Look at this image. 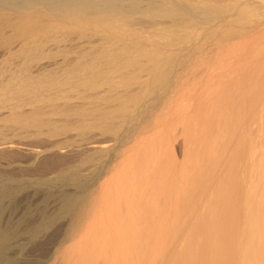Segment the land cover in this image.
<instances>
[{"label": "bare ground", "instance_id": "obj_1", "mask_svg": "<svg viewBox=\"0 0 264 264\" xmlns=\"http://www.w3.org/2000/svg\"><path fill=\"white\" fill-rule=\"evenodd\" d=\"M246 7L221 0H0V264H123L121 216L108 203L112 164L137 136L171 117L166 109L184 93L188 68L205 63L200 55L209 41L250 26ZM91 129L101 135H87ZM251 161L243 198L238 190L219 193L235 211L218 197L241 224L193 225L190 218L189 249L178 245L167 264H264V155ZM146 172L140 213L152 207L163 220L146 231L157 236L173 222L183 226L190 191L184 163L174 172L168 165ZM177 226L169 231L184 230ZM232 229L241 234L232 237Z\"/></svg>", "mask_w": 264, "mask_h": 264}, {"label": "rangeland", "instance_id": "obj_2", "mask_svg": "<svg viewBox=\"0 0 264 264\" xmlns=\"http://www.w3.org/2000/svg\"><path fill=\"white\" fill-rule=\"evenodd\" d=\"M221 1L226 4L242 3L245 7L250 4L248 5L249 8L246 7L249 13L252 12L249 17L251 19L250 26H247L248 29H246L247 27L242 28L239 26L241 27L240 31L234 33L229 40L209 41L210 43H208L209 45L206 53L200 55H204L202 58H204L205 63L201 62V64L199 63L198 65L194 64L188 68L185 74L187 83L183 90L184 93H182L181 98L177 102L169 106L170 109H166V111L169 112L173 111L171 117L159 124L158 127L153 129L150 133H143L126 145L124 148L125 152L119 159L113 162L112 169L107 175V179L105 178L107 181L113 183L112 187H109L107 191L109 194L108 203H112V206L118 210L121 216L122 236L123 241L125 240V243H123L125 247H122L124 249V251H122V257L125 259L122 258V261H124L123 264H152V260L154 259L155 262L153 261V264H156V256H160L157 257L158 263L164 264V261L162 260V263L160 259L165 257L164 260H166V254L169 255L171 252L172 255H169V257L174 256V249H178L181 252L180 248L184 246L182 250H188L189 242L186 243L184 238L189 239L191 232L187 231V227L190 228L192 224L194 225L195 221L198 222L201 220V222H203L209 219L206 222H210V226L217 222H219L218 224L220 226V224H222L221 221H225L222 225L226 227V225H224V223L226 224L225 219H233L232 215H230V211H235V209L233 210V208H235V203H233L231 207V204L226 207L225 202L222 201V198L219 196L221 195L222 197V193L224 192L223 194L226 197H230V195L233 197L234 192L236 193L238 190L237 192L240 197H242L246 191L243 187H245L244 182L247 180L250 172L246 171L247 169H251L249 166H252L251 160L264 155V149L262 148V151L261 148H259V144H263L262 141L264 142V0ZM251 2L254 4H251ZM230 19H232V17ZM205 30L206 28L194 29L198 34L204 33ZM206 41H208V39ZM188 85L189 87L191 86V89ZM193 93L195 94L194 96ZM242 106L244 107L242 108ZM178 108L179 110L181 109L180 112ZM180 117L186 120V133L183 127L184 122L182 123ZM88 134L96 136L101 135L100 130L97 129L89 130L87 132V135ZM71 143L77 144L78 142L72 141ZM198 143L200 144L198 145ZM251 145L253 146L251 147ZM211 146L213 148L215 147L214 149L217 152L214 151ZM254 146H258L257 150L260 149L262 152L261 155L257 153V150L255 151ZM208 148L213 149L215 152L213 154L208 153L210 154L209 157L207 156V152L211 150H208ZM251 148L255 152L253 153V158L251 155V152H253ZM250 155L251 158L248 163V156ZM255 155L257 156L255 157ZM161 159L164 163L160 164L159 161ZM181 163H184V175H186L187 178L186 192L190 189V191L186 193L189 195H187L185 201L188 208V213L186 214L188 215L186 216L188 219L184 222V224L186 223V227L183 223V226L181 223L179 225L182 228L184 227L183 229L185 231L180 230L181 228L179 230L185 235L184 237L182 236V239L181 236H178L180 235L178 233L179 230H175V233L171 231L173 233L172 236L169 230L172 228L173 230L176 229L179 223L175 224L176 222H173L171 228L169 226L171 224H169L166 230L167 233L170 232L169 237L172 240L169 237V239H167V233H162V236L160 234L154 236L155 234H153V239L151 232L146 231V229H150L153 225L157 224H161L162 227L163 220L161 216L154 215L152 207L145 210V213H140L143 210L141 205L145 200H140L137 196L141 193L147 195L145 192L147 188L150 187L149 184L143 185V178L147 173L146 171L150 173L152 171L154 173L157 172L160 167L163 168V166L166 167L167 165L169 170L174 172L178 170ZM152 166L155 168L152 169ZM244 174L246 179L243 178ZM135 179L136 189L132 185ZM138 182H140L141 185H139ZM200 184H203L202 186L204 187H201ZM236 185L239 186L237 189ZM232 186H234V188ZM202 192L207 194L204 196ZM193 194L195 195L193 196ZM218 197L221 199L223 202L221 204L224 206L219 203L220 199ZM219 206H223L224 208L230 207V209L233 208L231 210H224V208L222 209V207ZM239 209L237 212H239ZM236 214L235 216H237ZM238 217L237 219L234 218L235 220L233 219L230 225L229 223L231 220H229L227 226H232L233 224V227H237L240 225L241 220L239 219L240 217ZM190 218H193V223L191 225L190 222H188V220H192H190ZM197 222L195 224H197ZM173 224L175 227H173ZM214 231L211 230L209 233L211 234V232H213L211 236L215 234L216 237L218 234ZM223 231H220L221 234ZM231 231L232 234L234 233L231 235L230 232L232 237H238L239 234H241V232L236 229H232ZM187 232L189 233V237H186ZM218 232L219 231H217V233ZM224 232L225 234H229L227 231ZM142 235L146 237H142ZM171 236H177L179 240L181 238L187 246H185L186 244H182V240L178 241V239H176L177 237L174 240ZM170 242L179 243H175L176 246L171 245L172 247H170ZM178 245L182 247L178 248ZM146 247H148L149 252ZM153 247L157 254H155L156 256L154 255L155 252L153 253ZM185 247H188V249ZM184 248L186 250H184ZM169 250L171 251L169 252ZM175 250L174 252L178 254L179 251ZM138 257H140V259H138ZM169 257H167V260L170 259ZM175 257L176 255L174 258ZM167 260L165 264H167ZM170 262L172 261H169V264ZM174 262L176 263V261ZM180 263L181 261L177 262V264Z\"/></svg>", "mask_w": 264, "mask_h": 264}]
</instances>
